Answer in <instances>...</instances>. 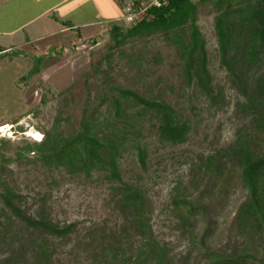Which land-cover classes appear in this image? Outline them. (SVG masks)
<instances>
[{"label": "trees", "instance_id": "trees-1", "mask_svg": "<svg viewBox=\"0 0 264 264\" xmlns=\"http://www.w3.org/2000/svg\"><path fill=\"white\" fill-rule=\"evenodd\" d=\"M205 5L214 12L219 64L239 96L235 111L242 124L233 142L207 156L197 170L216 183L238 171L246 198L235 210L225 246L216 250L205 245L213 233L211 222L206 219L201 231L196 230L194 221L205 208L180 195L176 187L173 211L202 250L199 264H264V0H159L136 22L108 29L105 62L111 71L115 52L123 54L124 46L159 35L175 48L185 82L216 104L221 92L213 85L197 26L198 9ZM132 7H140L139 2ZM32 61L19 81L39 73L43 58ZM128 61L137 66L136 56ZM108 70L96 66V74L101 75L98 92L92 95L88 91L80 119L68 133L58 114L37 142H24L11 151L10 142L0 139V264H73L74 255L69 251L68 261L60 257V250L70 244L71 250L77 248L81 253L78 259L89 264H185L187 255L176 263L154 236V202L145 188L122 179L119 163L132 152L145 170L146 123L161 143L175 147L187 141L189 122L160 96L148 98L116 85ZM12 162L37 166L45 183L50 179L53 184V174L61 173L72 179L102 178L109 185L120 221L93 225L83 237L78 236L76 223L52 218L44 192L31 196L16 188L8 168Z\"/></svg>", "mask_w": 264, "mask_h": 264}, {"label": "rangeland", "instance_id": "rangeland-1", "mask_svg": "<svg viewBox=\"0 0 264 264\" xmlns=\"http://www.w3.org/2000/svg\"><path fill=\"white\" fill-rule=\"evenodd\" d=\"M213 19L211 6L198 9L197 26L205 42L208 70L216 91L221 92L216 104L207 101L194 86L185 82L175 48L159 35L124 46L123 54L115 52L110 59L111 71L105 62L107 36L103 40L86 42L68 56L43 61L39 73L29 80L19 81L20 87L15 88L16 91L11 89L13 79L27 74L30 64L0 66V97L4 96V105L13 109L12 112L4 109L1 114L3 120L10 121L0 131V137L12 127L14 135L11 139L5 138L11 144V151L24 142L39 141L43 131L54 124L58 114L63 119L61 124H64L65 132L68 133L77 124L88 91L92 95L98 92L97 82L101 76L95 71L98 64H101L102 70L109 71L116 85L134 90L139 95L145 93L148 98L160 96L181 119L189 122L187 141L175 147L161 143L146 123L143 142L147 154L145 170L138 166L132 152L125 154L119 163L122 179L145 188L151 196L154 202L151 219L154 236L176 263L187 255L185 264H199L202 251L199 244L189 238L187 227H182L177 213L173 211L177 188L181 191L180 195L205 208L204 214L194 222L198 233L206 219L211 222L213 233L205 243L210 250L225 246L235 210L246 198V192L239 184L238 171H231V175H224L216 183L205 172L197 170L207 156L233 142L235 132L242 124L235 111L239 96L230 87L226 72L219 64ZM134 56L137 57V66L128 61ZM32 63L31 60V67ZM3 93L11 95L5 97ZM11 97L13 103L9 102ZM35 133L40 134L38 139L34 137ZM8 168L12 170L13 180L20 192L31 196L44 192L52 218L59 223H76L78 236L83 237L93 225L120 221L113 210L109 185L96 175L86 180L72 179L64 173L53 174L54 183L46 179L49 181L46 187L37 166L12 162ZM71 246L60 250V257L68 261L66 253L69 251L74 255L71 258L73 264H89L84 258L79 260L81 253L77 248L71 250Z\"/></svg>", "mask_w": 264, "mask_h": 264}, {"label": "crops", "instance_id": "crops-1", "mask_svg": "<svg viewBox=\"0 0 264 264\" xmlns=\"http://www.w3.org/2000/svg\"><path fill=\"white\" fill-rule=\"evenodd\" d=\"M128 1L0 0V66L30 64L31 68L35 58H62L86 42L103 40L112 25L123 24ZM22 76L13 79V91L19 89ZM13 97L9 102L13 103ZM3 98L0 124H8L10 119L3 120L1 114L13 109L4 105Z\"/></svg>", "mask_w": 264, "mask_h": 264}, {"label": "built area", "instance_id": "built-area-1", "mask_svg": "<svg viewBox=\"0 0 264 264\" xmlns=\"http://www.w3.org/2000/svg\"><path fill=\"white\" fill-rule=\"evenodd\" d=\"M139 2L140 7L133 8L132 4L133 2ZM159 0H129L128 4L125 7V18L123 24H132L139 20L141 16L143 15L144 11L150 7L158 5ZM7 124L0 126V129L6 127ZM9 127V125H8ZM12 127H9L8 131L5 135H1L0 139H11V137L14 135L12 132ZM1 131V130H0ZM15 133V132H14Z\"/></svg>", "mask_w": 264, "mask_h": 264}, {"label": "bare ground", "instance_id": "bare-ground-1", "mask_svg": "<svg viewBox=\"0 0 264 264\" xmlns=\"http://www.w3.org/2000/svg\"><path fill=\"white\" fill-rule=\"evenodd\" d=\"M0 130L2 131V130H3V128H1ZM28 135L31 137V134H30V133H29ZM34 137L38 139V138L40 137V134H38V133H35V134H34Z\"/></svg>", "mask_w": 264, "mask_h": 264}]
</instances>
